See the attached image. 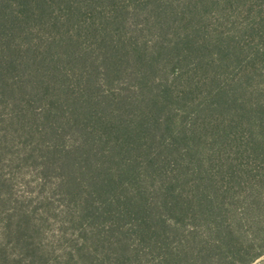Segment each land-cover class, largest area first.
Segmentation results:
<instances>
[{"label": "trees", "instance_id": "16d2710c", "mask_svg": "<svg viewBox=\"0 0 264 264\" xmlns=\"http://www.w3.org/2000/svg\"><path fill=\"white\" fill-rule=\"evenodd\" d=\"M264 0H0V264H258Z\"/></svg>", "mask_w": 264, "mask_h": 264}, {"label": "rangeland", "instance_id": "374dc122", "mask_svg": "<svg viewBox=\"0 0 264 264\" xmlns=\"http://www.w3.org/2000/svg\"><path fill=\"white\" fill-rule=\"evenodd\" d=\"M258 264H264V257L263 258H261L260 260H258V262H257Z\"/></svg>", "mask_w": 264, "mask_h": 264}]
</instances>
